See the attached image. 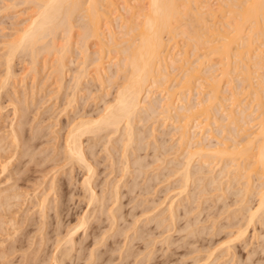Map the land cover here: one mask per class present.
<instances>
[{
    "label": "bare ground",
    "instance_id": "obj_1",
    "mask_svg": "<svg viewBox=\"0 0 264 264\" xmlns=\"http://www.w3.org/2000/svg\"><path fill=\"white\" fill-rule=\"evenodd\" d=\"M31 1L37 7L36 14H35L36 16H34L27 23V25L23 27V29L20 31V33L15 36V39L12 38L13 40L10 39L11 41L9 40V42H7L8 41L7 40L6 41L7 43H4L7 45V46H5V49L8 48V51L5 50V51H7L5 57L2 58V60H4V58H5V60H4L5 61L4 62L5 67L4 68H5V72H6V75H5L6 77L3 74L5 79H4V77L3 78L0 77L1 80L7 79L9 81L12 78V76L14 75V74H12V70H14L13 71L14 73L16 72L15 69H12L13 67H11V65H12L11 62H13L12 61L13 56L14 55L17 56V54H16L17 52L19 54V57H21L20 59H22V57L24 58L25 56L28 57V59H29L27 62L28 66H26V67H29L33 71V73L36 72L34 75H36L38 73L37 69L39 68L38 66H37L38 68L36 67V63L39 60L40 55H43L42 58H45L44 61H46L48 63V66L50 67L49 76L52 78L51 80L54 81V82L53 81L52 82L54 84L55 83L58 84V86L56 87L59 89L58 92H57V89H54V92H55V90L57 92V93H55L56 96L59 94L61 89L64 88L65 91L68 90L64 94L65 97L62 98V99H64V101L61 100L62 104H63V106L61 105V107H62V109H61L62 111L60 110L61 113H63L64 110L67 113L66 110L69 107L70 110L73 108L74 112H77L76 115L83 111V110H80L81 112H79V109L76 111V109L78 108L77 106H80L78 103V100H77V98L79 97V96H77V91H79V90L82 91V89H80V87L84 83L83 81H85V79H87L89 74H91L89 76L91 79L90 78L89 79L97 83L96 86H98V88H96V90L102 89L101 91H103L104 88H108V87L113 88L112 92L108 89H107V91H106V89H104L105 91L103 93L98 90L100 92V94L102 93L104 95L100 96L101 97L100 100L102 102V105L100 108L98 107V110H96L97 111L96 113L94 112L95 113L94 115H92V112H91L93 109L91 111H89L90 114L86 111L88 114L82 113L80 115L78 114L77 116H75L74 115L75 113L73 112L74 114L70 115V116H73V118L71 120L69 118V121H66L67 119L65 120L66 123L67 122L68 123L65 126L66 130H65L64 134H62L61 135L62 137L60 138V139H62V140H60V141H62V143H61V145H59L61 151L60 152L58 151V156L61 155L60 159L62 162H60L61 164L59 163L60 164L59 167L65 168V166H66L65 169H67V167H70V169H68V173H70V176L73 174L72 171L74 169L76 171V168H77V172L79 171L78 168L79 169L81 168L80 171L82 169L85 170L84 174H86V173L87 174L84 175V178L82 176L81 182H78V183L82 184V187H83L82 190L85 191L86 197H88L86 201H88V204H90V207H91V203L94 206L97 204V203L95 204V202H97V201L100 202L101 200H99L98 192L96 191V193H97L96 194L94 191L95 187L93 189L94 185H92V182L94 180H91L93 178L92 176L94 175L93 173H95V171L97 170V169L96 170L94 169L96 164L94 167L92 164L93 161L95 162V158H94V160H92V162H91V159H92V157H95L94 156V154H95L94 153V149H95L94 146H96L97 144L96 145H94V144L97 143L96 141L98 138L96 139L94 144L92 142L88 143V142H90L89 139H91L92 137L96 138L98 136L100 139V135L102 132L105 133L104 135H107L106 133H109V135H112L114 137V136H116V133L120 131L122 136L120 134L121 137L119 139L118 138L119 136L117 133V136H118L117 138L119 140L116 138L117 142H114L117 144L121 143V144H118L119 145L118 146L119 147L118 152H119V157L121 159V161L119 163L122 164V162H123L124 166H122L123 168L119 169V173L121 170V172L123 174H119V175L126 174L128 172L129 167L133 166V165L135 166V169H136L135 170L133 168V171L135 170L134 174H135V172L138 171L139 173H137V174H139V175L143 174L144 175V173H142L144 171V168L148 165L150 167V164L148 163V165H147L148 161L146 162V164H144V162L142 160L144 156L141 159V157H140L141 155L139 156V153H138V155L136 154L135 157L133 154L136 153L135 149L138 152L141 150L140 149L141 148V145H140L141 141H139V140H141L142 138L143 139L146 138L145 137L146 135H144L145 138L142 137L143 134H145L146 132H143V128H142V131L140 130L141 131V133H140L139 129L137 128L139 133L137 132V130H136V132L138 134L135 133L134 132V129L136 128L135 123L139 122L138 124L140 125V123L143 120L144 121H146L148 119L151 120V118L156 120V119H158V117H161V119L163 121L165 120L164 123L167 122L166 119L172 120L175 122L176 121L180 122V124L178 126L179 132L177 130V132L179 134L177 136H179L178 139L180 141L178 143H179L180 147L181 146L183 147V145H185L184 146L185 148L187 147L186 148L187 150L185 149V152L184 151L182 152V150L179 151V152H181V154L184 153V155L182 154L181 157L179 155V157L181 158L180 161L178 158H177L178 160H175L176 164L173 163L175 168L173 169L172 168L173 166H171L172 170L169 169V170H171V172H173V170H174L175 172H177V174L180 175V178H178V179H181V183L179 182L180 186L177 185L178 191H176V192H178V194L179 193L181 194L182 191L184 192V190H186V188H188V182L193 175L195 176V174L199 173V172H201V175L203 174L201 165L205 164V165H208L207 167H209L210 165H212L210 163H213V162L215 163V161H216V163H218V161L222 162L225 159L224 160L225 163H224L223 167L221 166V169H220L218 175L216 176L217 178L214 176L212 177V175H211L212 172L209 171L210 172L209 175H211L210 177H212V178H209L210 181L211 182L217 181L218 187L220 190V188L223 187L222 184L224 182L223 180H221V178L224 176L225 180L228 182L233 177L232 174H235L234 176H238V178H242V179L245 178L244 183L241 182L242 186L240 188H243V193L245 192V194H249V192L251 191L252 181H253V180L252 181L250 180V178H252L250 173H252L253 175L255 174L257 176V179L259 180L258 185H256L257 186L256 188H258V190H256V195H257L256 206H254V207L251 206L252 208H248L246 210L245 214L242 213L243 214L242 216H244L247 219V220L245 219L246 224H249L252 221H255V219H257V220L260 218L262 219V216H264V50H263L264 48L261 46L264 45V0H220V1L217 0L221 3L217 4L219 2L215 1V3L218 5V9L216 7V10L213 7H212L213 9L211 8L212 5L210 6L209 0H31ZM224 8L226 9V11L223 10ZM217 10L218 11L223 10L221 16H219V17L216 14L218 12ZM221 11L219 13H221ZM177 39H180L179 41L182 40L181 43L179 42L180 44H178ZM256 41L258 42V44H261L260 47L258 46V50H257V48H255V47H257L256 46L257 44L255 45ZM252 45H255L254 48L257 51H255V49L252 48L253 47ZM190 47L193 50H195V52H197L196 50H198V52L199 51L201 52V53L197 52L198 53L197 54L195 52H192V50H191L190 56L196 57L195 59L193 57V59H194L193 61H190L192 58L191 57L188 58V55H187L189 53L188 49ZM90 48H96V50L94 49V51L91 50L94 53L93 57H95V59L94 58L91 59V56L93 53L90 52V50H89ZM260 48L263 50V53L261 52L262 50ZM189 51H190V49H189ZM20 53L22 56H20ZM193 53L195 55H193ZM73 54H76L77 56L73 55ZM110 54L111 55L113 54V55L111 56ZM0 57H1V55H0ZM16 58L17 57H15V59ZM17 59H19V58H17ZM70 60H73V61H70ZM214 60H215V62H214ZM26 61H27V59L25 61L23 60V62H26ZM87 61L92 62L94 64L91 63V65L89 64V66H88ZM72 62H74V63H72ZM104 62L106 64H104ZM47 63H44V64H47ZM68 63L72 64L73 66L77 65V67H76L77 69L73 68V66L70 67L71 65L69 66ZM1 65H4V64H1ZM92 66H93V73H90V72H88L89 71L88 68L90 69V68H92ZM67 67H68V69H67ZM69 68H72L71 69L72 75L69 74L70 73L68 71ZM31 70H30V72H32ZM231 73H234V74H231ZM26 74H28V72ZM66 74H68V77H69V75L71 76V77H69L71 80L70 82H69V79H65L67 77ZM16 75H18V74H16ZM16 75H14V77ZM230 75L231 76L235 75V76L232 78ZM23 78H24V76H23ZM46 78H48V77H46ZM223 78L227 79L225 81V84H224L226 86H223V88L225 87V89H227L226 91H230V89L232 90L229 92V96L227 95V98L223 97L221 95V93L223 91L221 89L222 88L221 82H223ZM117 79H119L120 81L118 82ZM233 79L235 81L237 80L238 85H240V86H238L240 91H237L238 89H236L237 84L234 85V86H236V88H233L239 94H237L232 89L231 82ZM65 80H68L67 85L65 84V82H66ZM92 81H90V82H92ZM68 83H70V84H68ZM233 83H234V81H233ZM87 84H89V83H87ZM95 84H94V86H95ZM229 84L231 86L230 89H229ZM0 85H1V83H0ZM2 86H3V84H2ZM4 88H5V86H4ZM8 90H10V89H8ZM63 90H61V91H63ZM246 90H247L248 96L252 95L254 100L256 99L255 100L256 105L254 104L255 106H253V103H252L253 99L251 100L252 105H250L251 103L248 105L249 101H248V103H247V101L245 103L244 102L245 100H243L244 97L242 99H239L242 96V93H243L242 91L246 92ZM2 91H5V90H2ZM108 91H110V92H108ZM6 92L7 91H5V93ZM248 92L250 93V95ZM52 94H54V93H52ZM50 95H51V92H50ZM80 95H82V94H80ZM223 95H225V94H223ZM237 95H241V96L237 97ZM85 96L83 98L87 99L89 95H87V97H85ZM109 96H111V97L109 98ZM194 96H195V98H194ZM52 97L56 98L55 96H52ZM50 98H51V96H50ZM13 100H14V97H13ZM83 100H85V99H83ZM100 100H99V102H100ZM223 100H229V102H228L229 106L224 105ZM249 100H250V97H249ZM79 101H80V99H79ZM16 102H19V101L17 100ZM77 103H78V105H77ZM100 103H99V105H100ZM95 104H96V102H95ZM23 106H24V104H23ZM226 106H228V107H226ZM25 107H23V108H25ZM82 108H84V107H82ZM60 111L58 113H60ZM26 112H29V111L27 110ZM218 112L220 113L219 117H221L220 122H222L223 120L225 121L224 124H222L223 122L221 124H219L220 122H218V124L220 126V128L217 127V128H219L218 130H220V132H223V133L225 132L224 131L225 128L229 129L230 132L232 131L231 134H230V132L228 134V136H230L231 140L234 142L232 145L230 144L231 145L230 149H228L230 147V145H227L226 140H225L226 136H223L225 138L221 137V140H224V141H221L220 139H217V137L216 138L214 137L216 139L215 143H209V142L204 143V141H208L209 137L211 138V136H209L211 133L210 130L212 129L210 118L212 116H215V118H216L217 114H214V113H218ZM66 113H65V115H66ZM199 117H201V119ZM25 118H27V117H25ZM215 118H213L214 121H213L212 125L215 124V126H217L218 125L217 124L218 118L217 119H215ZM153 121L151 120V122H153ZM26 122H27V120H26ZM156 122H157V120H156ZM156 122L154 121L153 123H156ZM159 122H161V124H162V121H158V123ZM175 122H173L174 125H175ZM178 122H176V124ZM17 124H19V123H17ZM143 124H144V122H143ZM208 124L210 126H208ZM139 125H138V127H139ZM154 126H155V124H154ZM254 126H255V128H254ZM24 127H26V126L24 125ZM142 127H144V126H142ZM147 127H148V125H147ZM152 127H153V125H152ZM213 128L215 129V127H213ZM251 128H253L254 130H252ZM171 129H173V128H171ZM196 129H198V132L200 131L202 133L201 135H204V137H201L199 134L200 132H199L197 135L198 137H196L197 138L196 139L194 137V135H196V133H197ZM205 129L208 130V132H206ZM21 130H22V125L20 126V131H19V129L18 130H15L14 128L12 129V133H13L15 143L16 142L20 143V141H21V140H19L20 139L19 137H21V135H23V133H22L23 131H21ZM146 130H147V132H149L148 128H146ZM152 130H151V132H152ZM36 131L34 129L35 133H36ZM40 131L41 130H39V132ZM153 131H155V130H153ZM142 132H143V134H142ZM223 133L221 134V136L224 135ZM41 134L43 135L44 133L42 132ZM139 134H141V135H139ZM37 135H38V133H37ZM37 135H35V136H37ZM102 135H101V138H102ZM138 135L140 137H138ZM149 135H150V133H149ZM149 135H147V137ZM35 136H33V137H35ZM238 136H239V139L235 138ZM59 137H60V135H59ZM104 137L107 138L108 136L107 137L104 136ZM156 137L157 136L155 134L154 138H156ZM105 138L103 139L105 142L106 141L108 142V139H110V138H108L105 140ZM3 139H4L3 137H0V142H2ZM26 139H27V136H26ZM113 139H115V138H113ZM113 139H111V140H113ZM159 139H162V136ZM155 140H158V139H155ZM165 141H163V142H165ZM107 142L104 144L108 145ZM110 142H112V141H110ZM23 143L27 145L28 142H27V140H23ZM229 143L230 142H228V144ZM1 144L2 143H0V146H1ZM144 144H147V143H144ZM148 144H150V143L148 142ZM181 144H183V145H181ZM106 145H105V147H106ZM147 145H145V146H147ZM152 145H154V144H152ZM155 145H156V142H155ZM157 145H159V144H157ZM163 145H162V147H163ZM14 146L17 147L16 144ZM33 146L34 145H32V147ZM115 146H117V145H115ZM28 147L29 146L27 145V147L24 148V151L19 148L21 151H23V153H21V154H23L22 156L27 155L26 151L31 153L29 151L30 149L33 152V148L30 146L28 149ZM137 147H140V148H137ZM153 147H152V149H153ZM155 147H157V146H155ZM158 147H160V146H158ZM162 147L160 149H163ZM157 148H155V149L157 150ZM169 148L167 149L169 151L168 154L173 153L171 151V149L169 150ZM164 149L166 151L165 146H164ZM0 150H2V149H0ZM113 150H115V149H113ZM156 150H155V152H156ZM160 151H164V150H160ZM160 151H158V152H160ZM6 152L7 151L5 150V155L7 154ZM18 152H20V151H18ZM97 152H98V150H96V153ZM108 152H109V150H108ZM116 152H115V154H118V152L117 153ZM176 152H177V150H176ZM176 152H174V153H176ZM129 153H130V156H129ZM9 154L12 157L14 156L12 154V152H10V151H9ZM108 154H109V156H110V154H111V156L113 155V159H115L114 158V155H115L114 152H113V154H112V152L108 153ZM131 154H132V157H131ZM165 154L166 153H164L163 155H165ZM158 155H160V154H158ZM163 155H162V157H163ZM156 156H154V157H156ZM174 156H178V155H174ZM34 157H36V156H34ZM130 157H131V160H130ZM148 157H151V156H148ZM159 157H161V155ZM195 157L197 158V162H199L200 164L202 163L201 165L199 163H198L199 164L198 166L192 165L193 163L194 164L196 163L194 161ZM22 158H24V157H22ZM145 158H146V154H145ZM60 159L58 158V160H60ZM155 159L152 158L151 161H149L151 163V167L154 166L157 162L159 164V160L161 158L156 159L157 162L154 164L153 161H156ZM173 159H174V157H173ZM9 160H10V158L7 159V161H9ZM31 160H32V158H31ZM31 160L28 162L31 163ZM145 160H147V159H145ZM170 161H172V160H170ZM170 161H169V163H170ZM176 161H178V162H176ZM36 162L37 161H35L34 163H36ZM161 162H163V161H161ZM161 162H160V164H161ZM24 163L27 164L26 162H24ZM40 163H41V161H40ZM5 164H6V162H5ZM152 164H154V165H152ZM170 164H172V162ZM7 165H8V163H7ZM7 165H4L3 167L5 168ZM67 165H69V166H67ZM25 166H24L25 169L29 168V166H28V168H27V165H25ZM167 166L164 165V168ZM169 167H170V165H169ZM17 168H18V166H17ZM142 168H143V171H142ZM210 168L212 169L211 166H210ZM25 169H22V171H25ZM211 169H209V170H211ZM248 169H252V171H250ZM14 170H15V172H17L16 170H18V169H14ZM242 170H244V171H242ZM22 171L20 170L19 173H22ZM63 171L65 172L66 170L63 169ZM162 171H164V169ZM240 171H242L244 173L241 175ZM248 171H249V173H247ZM10 172H12V171H10ZM13 172H12V174H15V172L14 173ZM129 173H131V172H129ZM167 173H170V172H167ZM206 174H208V173L206 172ZM10 175H11V173H10ZM16 175H17V173H16ZM18 175L20 176V174H18ZM171 175H170V178L172 177ZM124 176H126V175H124ZM133 177H135V176H133ZM167 177H168V174H167ZM199 177H201V176H199ZM8 178L12 179L10 177H8ZM126 178H129V177H126ZM198 178L196 177L194 179H196L198 181ZM218 178H219V180H218ZM15 179H16V177H15ZM72 179L70 178V180H72ZM124 179L122 181L125 182ZM161 179H163V178L161 177ZM115 180L117 181V183H115ZM130 180H129V182L131 183L133 180L132 181H130ZM136 180L137 179L135 178V181H133V182H136ZM201 180L202 179H199V181H201ZM6 181L8 182V180H6ZM11 181H13V180H11ZM75 181H76V179H75ZM78 181H80V180H78ZM113 181L115 183L113 185L114 190L112 191L108 187V189L110 190V191L109 190L108 191L111 194L109 193L110 195H108L107 199L110 196L111 202L110 201H109L110 203L107 202V205H109V206H107L108 207L107 210H106V208H104L106 216L100 212L98 214H101L102 216H104V218L107 217L105 219H109L110 225L111 226L113 225V227H115L114 223L120 217L119 213L121 212V209H122L120 207L121 201L119 202V200L121 199V197H120L121 191L119 190V183H121V182L118 183V181H120L119 178H118V180L113 179ZM210 181H208V182H210ZM129 182H127V183H129ZM194 182H196V181H194ZM137 183L136 184L134 183L132 185L136 186ZM197 183H199V182H197ZM8 185H10V183ZM58 185L59 184H57V186ZM108 185H110V183ZM127 185H130V184H126V186ZM168 185H167V187H168ZM175 185H176V183H175ZM175 185H171V186L174 187ZM13 186L14 185L12 184L11 187L14 189ZM68 186H69V184H68ZM135 186H133L132 188L134 189ZM233 186H235V185H233ZM169 187H168V190H170L172 188V187L171 188H169ZM178 187H180L181 189L179 190ZM203 187H205V185ZM128 188H130V187H128ZM136 188H138V187L136 186ZM13 189H11V190H13ZM227 189H224V190H227ZM54 190H56V189H54ZM103 190L101 192H103ZM144 190L146 191L147 189H144ZM144 190H143V192H141V191H139V192L145 193ZM150 190H151V188H150ZM3 191H5V190H3ZM6 191H8V190H6ZM133 191L131 192V189H130V193L136 194L138 192L137 191L135 193V190H133ZM127 192H128V190H127ZM87 193H88V195H87ZM141 193H139V194H141ZM148 193L149 192H147L146 194L148 195ZM243 193H241V194H243ZM3 194H5V192H3ZM6 194H7V192H6ZM6 194H5V196H6ZM46 194H48V193H46ZM56 194H53V195H55V197H57ZM71 194H72V192L69 194L70 197H68V199L72 197ZM121 194H123V193H121ZM178 194H176V195H178ZM239 194H240V191H239ZM13 195H11V196L9 195V196L12 197L13 200L14 199L16 200L19 194L16 195V198L13 197ZM81 195H82V193H81ZM123 195L125 196V194H123ZM84 196H85V194H84ZM102 196L103 195L101 194L100 199H102V201H104ZM124 196H122V197H124ZM166 197H168V196H166ZM57 198H58L57 200H59V197H57ZM141 198H143V197H141ZM192 198H193V196H192ZM9 199H8V201H9ZM176 199H178V198H176ZM130 200H131V198H130ZM5 201H4V203H5ZM8 201H6L5 204H7ZM12 201H11V203H12ZM39 201H40L39 205L42 209V215H44L43 212L45 211V208L48 209V206H47L48 203L52 202V205L54 203H55V205H57L56 199H55V202L54 201L47 202V196L46 195L42 198V200L40 199ZM90 201H91V203H89ZM144 201H142V203ZM242 201H243V198H242L241 202ZM138 202H140L139 199H138ZM160 202H162V201H160ZM4 203H3V205H4ZM11 203H9L10 206L12 205ZM153 203H154V201H153ZM173 203H175V202H173ZM173 203L170 202L171 205ZM181 203H183V202H181ZM181 203H180V205H181ZM9 204L5 206L6 208L9 207L8 209H10L12 207V206L10 207ZM13 204L15 205V202ZM58 204H60V203H58ZM62 204H61V207H62ZM104 204H105V201H104ZM104 204L102 203L103 207H104ZM110 204H112V205L110 206ZM122 204H123V201H122ZM135 204L133 207L131 205V207H130L131 210L132 209L134 210V208L136 206ZM155 204L158 205V203H154V205ZM170 204L168 203V205H170ZM239 204H241V203H239ZM55 205H53L54 211H56ZM152 205L149 208L153 209L154 205L153 206ZM171 205L168 207L167 210L168 211L170 210L169 211L171 213L170 219H171V221H173L174 219H173L172 215H174V211L177 210V208L172 205L173 207L176 208V209H174ZM50 206H49V210L52 208V207L50 208ZM13 207H12V209H14ZM100 207H101V205H100ZM124 207H127V206H124ZM138 207H139V205H138ZM141 207H142V205H141ZM17 208H19V205L17 206ZM57 208H60V207H57ZM92 208H94V207H92ZM92 208H90V209H92ZM95 208H94V211H95ZM119 208H121V209H119ZM242 208H244V207H242ZM90 209L88 212H92V211H90ZM99 209H100L99 211L103 212V210H102L103 208L102 209L99 208ZM146 209L144 211H146ZM152 209L150 211H152ZM66 210H68V209H66ZM127 210H128V208H127ZM189 210H190V208H189ZM62 211H65V210L62 209ZM96 212H98V211H96ZM139 212H140V210H139ZM148 212H149V210H148ZM13 213H15V212H13ZM58 213H56V214H58ZM144 213L141 212L140 214L138 213V215L142 216L141 214H144ZM149 213H151V212H149ZM149 213H145V214L148 216ZM183 213H185V212H183ZM6 214H7V212H6ZM53 214L54 213H52V215ZM86 214L87 213L81 214L78 217L79 220H78V218L76 219L78 222L76 221L77 223L75 222L76 223V224L74 223L75 225L72 223L73 226L71 225L72 226L71 228L67 227L69 229L66 231L65 234H63L62 237H57V240L55 241V242H57V243H55V246H56L55 250L57 249L58 252H56V254H55L54 253L55 251H53L54 254L51 252L52 255L50 256V254H49V256H48V257H50V258H48V260H50V262L53 261L52 264H64L62 262L64 261V257L66 255H69V256H66L67 258L68 257H69V259L72 258L71 257L72 251H70V250L72 248H74L73 242L76 243V241L73 239L74 238L73 235H74V232H77V229H80V227H82L84 225V223H86L85 222V219L87 218ZM92 214H94V212H92ZM128 214H129L128 215V217H129L130 213H128ZM5 215L3 217H6ZM8 215H10L9 212H8ZM54 215H53V218H54ZM58 215H56V216H58ZM89 215H90V213H89ZM101 215H98V217ZM122 215H123V213H122ZM45 217H47V215ZM60 217H62V216H60ZM93 217H94V215L92 216V218ZM98 217H97V221H98V219L99 220L102 219L101 221H103V218H98ZM136 217H138V216L136 215ZM150 217H152V216L150 215ZM244 217H242V218L244 219ZM88 218L90 220L91 216ZM95 218H96V216H95ZM95 218H94V220H96ZM134 218H135V216H134ZM45 219L46 218H44V220ZM135 219H137V218H135ZM10 220H11V218L9 219V221ZM134 220H132V221L134 222ZM148 220H149V218H148ZM61 221H62V219H61ZM86 221H88V219H86ZM10 222H12V220ZM13 222H14V219H13ZM47 222H48V220H47ZM98 222H100V221H98ZM133 222H132V224H133ZM242 222H243L242 224H244V221H242ZM51 223H52V221H51ZM6 224L8 225V223H6ZM10 224L11 223H9V225ZM132 224L130 223V225H132ZM242 224H240V226ZM252 224H254V223H252ZM7 225H5L6 229L8 227ZM172 225H173V223H172ZM61 226H64V225L61 224ZM92 226H93V224H92ZM111 226H108V227L111 229V228H113ZM191 226H192V224H191ZM245 226L246 225H244V228H246ZM136 227H138V226H136ZM11 228H15V227H12V224H11ZM59 228H60V225H59ZM105 228H107V227H105ZM15 229H14V231L16 232ZM104 229H103V231H104ZM54 230H56V229H54ZM99 230H100V228H99ZM8 231H9V229H8ZM238 231H239V234L237 233L238 237H239V235L241 237L242 234L244 235V233H245L243 230H242L243 233L239 229H238ZM240 231L242 234L240 233ZM3 232H5V231H3ZM7 232H6V234H8ZM93 232H94V230H93ZM102 232L100 234H102ZM12 233H13V231H12ZM12 233L10 231L9 234H12ZM16 235H18V234H16ZM87 235L88 234H86V236ZM102 235H100V236H102ZM114 235L115 234H113V237H114ZM92 236H94V235H92ZM95 236H97L98 239L100 240L101 237H99V235L95 234ZM167 237L168 236H166V239H167ZM16 239H17V237H16ZM18 239L20 240L21 238L18 237ZM102 239H101V242H102ZM105 239H106V237H105ZM12 240H14V239H12ZM99 240L96 241V243L97 242L99 243L100 242ZM18 242H20V241H18ZM26 242H24V243L26 244ZM122 242H123V240H122ZM77 243H78V241H77ZM123 244H121V245H123ZM22 245H23V243H22ZM5 246H3L4 249L3 248L0 249V260L6 258L7 255L9 254V252L7 250H5ZM19 246H17L18 250L20 248ZM57 246L59 249L57 248ZM74 246H75V244H74ZM76 246H78V244ZM117 246H119V245H117ZM15 247H16V245L13 248L11 247L12 248L11 250H13L12 253H14ZM93 247H94V245H93ZM120 247L121 246H119L117 248H120ZM145 247H146V249L148 248L147 246H145ZM232 248H233V246L231 247V249ZM77 249H80V248H77ZM107 249H109V248H107ZM97 250H98V247L96 249V253H97ZM111 250H113V249L111 248ZM226 250H227V248H226ZM226 250H224V251H226ZM228 250H229V248H228ZM119 251H120V249H119ZM93 252H94V254H96L95 251H93ZM21 253H23V252H21ZM135 253H137V252H135ZM109 254H112V253H109ZM93 255L91 254V256H93ZM148 255H150V254L148 253ZM99 256H101V254H99ZM122 256H125V254ZM9 257L11 258L13 256H9ZM9 257L6 258V261L12 262ZM66 257H65V260L67 259ZM109 257H111V256H109ZM133 257H131V258H133ZM135 257L137 258V256H135ZM95 258H97V255H95ZM99 259H100V257H99ZM107 259H109L108 256H107ZM125 259H127V258L125 257ZM45 260L48 261L47 259H45ZM91 260H93V259H91ZM10 262H7V263L9 264ZM69 262H68V264H69ZM203 262L204 261H202V260L201 261L198 260V261H194L193 264H204ZM14 263H15V261H14ZM65 263H66V261H65ZM12 264H13V262H12ZM26 264H27V261H26ZM48 264H49V262H48ZM71 264H75V262H73V263L71 262ZM92 264H93V262H92Z\"/></svg>",
    "mask_w": 264,
    "mask_h": 264
},
{
    "label": "rangeland",
    "instance_id": "obj_2",
    "mask_svg": "<svg viewBox=\"0 0 264 264\" xmlns=\"http://www.w3.org/2000/svg\"><path fill=\"white\" fill-rule=\"evenodd\" d=\"M215 1H217V0H209L210 6L212 5L211 8L213 7L216 10V7L218 9V5L217 4H220L221 2H219L220 1L219 0V1H217L219 3L216 4ZM36 10H37V7H36V5L31 0H0V55H1V57H0L1 58L0 59V77L1 78H3L6 75L5 68H4L5 67V63H4L5 62L4 61L5 58H4V60H2V58L5 57V55H6L7 51H8V48L5 49V46H7V45L4 44V43L9 42V40L12 39V38L15 39V36L20 33V31L23 29V27L26 26L27 23L34 16H36L35 15L36 14ZM223 10L226 11L225 8ZM220 11L221 10H219L216 13L218 15V17L221 16V14H222V11H221V13H219ZM177 40H178V44H180L181 41H182V40L179 41L180 39H177ZM255 45L257 47H255ZM255 45H252L253 46L252 48L255 47V48H257V50H258V46L259 47L261 46V44H258L257 41H256ZM261 47L264 48V45L261 46ZM94 49L96 50V48H90L89 50H90L91 53H93L92 51H94ZM189 49H190V51H189ZM189 49H188V52L189 53L187 52L188 53L187 55H188V58H190V57L192 58L190 61H193L196 57L190 56V53H191V50H192V52H195V50H193L191 47ZM5 50H7V51H5ZM257 50L255 49V51H257ZM263 50L261 51L262 53H263ZM196 51L198 52V50H196ZM197 52H195V53H197ZM198 53H201V52L199 51ZM16 54H17V56L16 55L13 56V59H12L13 62H11L12 63L11 67H13L12 69H15V71H16L15 73L18 74V75H16L13 72L14 70H12V74L16 75L15 76L16 78L14 77V75L12 76V78L14 77L15 79L14 78L13 79L11 78L8 81L7 79L4 80L6 76L2 80L0 78V83H1V85H0V88H1L0 89V137H3L4 138L3 141L0 142V143H2L1 146H0V149H2V150H0V153H1L0 154V163H1L0 164V166H1L0 167V194H1L0 195V199H1L0 200V205H1L0 206V237H1L0 238V243H1L0 244V249L3 248V246L6 245L5 246V250H7L9 252V254L7 255V257L13 256L11 258L9 257L10 260L13 262V264H26V261H27V264H46V263L48 264V262H49V264H52L53 261L50 262V260H48V258H50V257H48V256H49V254L51 256L52 253H53V251H55L54 252L55 254H56V252H58L57 249H56L57 251L55 250V248H56L55 243H57L55 241L57 240V237H62L63 234H65L66 231L69 229L67 227H70L71 228L73 226L72 223L74 224L77 221L76 219L81 214H83V213H87L86 214V216H87L86 219H88V221H86V219H85V222L86 223L83 222L84 225L83 226L81 225L82 227H80V229H77V232H74V235H73L74 238L73 239L76 241V243L73 242L75 244V246L73 244V247L74 248H72L70 250V251H72L71 252V257L72 258L69 259V257L68 258L66 257V256H69V255H66L65 257L67 259L65 260V257H64V261L62 262L64 264H68L69 261H70L69 264H71V262L72 263L75 262V264H92V262H93V264L95 262H96L95 264H193L194 261H198V260L199 261H201V260L204 261L203 262L204 264H264V219H263L264 216H262V219L261 218L258 219V220L255 219V221H252L249 224H246L245 223L246 222L245 221L246 218L244 216H242L243 215L242 213L245 214L246 213V210L248 208H252V207L256 206V200H257L256 190H258V188H256L257 187L256 185H258V183H259V180L257 179V176L255 174L253 175L252 173H250V175H251L252 178H250V177L249 178H250L251 181L252 180L253 181H252L251 191L249 192V194H245V192L243 193V188H240L242 186V183H244V181H245L244 179L245 178H243V179L242 178H238V176H234L235 174H232L233 177L228 182L225 180V178L223 176L221 178V180L224 181V182L222 181L223 182V184H222L223 187L220 188V190H219L218 182L216 180H215L216 182H211L209 178H212L213 176L216 177L218 175V173H219V171L221 169V166L223 167V165L225 163V161H224L225 159L222 162H219L218 161V163H216V161H215V163L214 162L213 163H210V164H212V165H210L212 167V169L214 168L212 170L210 168V166L207 167L208 165H205V164L204 165H201L202 163L200 164L199 162H197V158L195 157L194 161L196 163L195 164L193 163L192 165H197L198 166L200 164L202 166V173L203 174L201 175V172L196 173L195 176L192 174L193 176L190 178V180L188 182V188H186V190H184V192L182 191L183 193L182 192H181V194L179 193L180 194L179 195L178 192H176V191H178L177 185L180 186L179 182L181 183V179H178V178H180V175L177 174V172H175L174 170H173L174 173L171 172V170H172L171 169V166H173L172 167L173 169L175 168V166L173 164V163H175V160H178L179 159V161H180L181 160L180 157L182 156V154L184 155V153L181 154V152H179V151L182 150V152L183 151L185 152V149L187 147L185 148L184 147L185 145H183V144H181V145H183V147L182 146L181 147L179 146V143L178 142H180V141L178 139L179 136H177V135H179L178 134V132H179L178 126H179L180 122H178V121H176V122H178L176 124L175 121L166 119L167 122L164 123L165 120L163 121L161 119V117H158V119H156L157 122H156V120H154L153 118H151V120L152 121L154 120L156 123H153L154 121L151 122L150 119H148L149 121L146 120L147 122L143 120L140 123V125L138 124L139 122L135 123V126H136V128L134 129V132L135 133H137V132L139 133L140 130L142 131V128H143V132H146L145 134H143V132H142V134H143L142 137H144V135H146L145 136L146 138L144 137L145 139L142 138L141 140H139V141H141L140 142L141 143L140 144L141 145V148L140 147H137V148H140L141 150L142 149L143 150L142 151L140 150L141 152L140 151L138 152L135 149L136 153L135 154L132 153L134 155V157H135L136 154L138 155V153H139V156L141 155L140 156L141 159L144 156L143 159H142L143 162H144V164H146L147 161H148L147 162V165H148V163L150 164V167H149V165L146 166L144 168V171H143V168H142V171H143L142 173H144V175L143 174H141V175L137 174V173H139L138 171L135 172V174H134V171L136 170L134 165L129 167L128 172L126 174H124L126 176L119 175V174H123L121 172V170H120V173H119V169L123 168L122 166H124L123 162H122V164L119 163L121 161V159L119 157V152H118L119 151V149H118L119 148L118 147L119 145L118 144H121V143H118L117 144V143H114V142H117V139L118 138L120 139V137L122 136V134L120 133V131L117 132L119 137L117 136V133H116V136L113 137L112 135H109V133H106L107 135H104L105 133L102 132L101 135L103 134L104 136H106V137L108 136V137L105 138L102 135V138H101V135L99 134L100 135V139H99V136L96 137V138L95 137L94 138L92 137L91 139H89L90 142H88V143H91L92 142L94 144V142L98 138L97 141H96L97 143L94 144V145L97 144L96 146H94V148H95L94 149V153L96 155L94 154L95 157H92V159H91V162H92V160H94V158H95V162L96 163L93 161L92 164H93V167L96 164V166L94 167V169L95 170L97 169V170L95 171V173H93L94 175L92 176L93 178L91 180H94L93 182L95 184L92 182V185H94L93 186V189L95 187V190L94 191H95V193H96V191L98 192L99 200H101L100 201L101 203L98 202V201L95 202V204L96 203L97 204L94 205V206H93V204L90 201L89 202V203H91V207H90V204H88V201H86L88 197H86L85 191L82 190L83 189L82 184L81 183H78V182H81L82 176L84 178V175L87 174V173L84 174L85 173V170L82 169L80 171L81 168L80 169L78 168L79 171L77 172V168H76V171L74 169L72 171L73 174L71 173L72 175L70 176V173H68V169H70V167H67V169H65L66 166H65V168L62 167L64 170H66L65 172L63 171V169L61 167H59V165L61 164L60 162H62L61 159H60L61 158V155H60L61 153L59 154L60 156H58V151L59 152L61 151L59 145H61V143H62V141H60L62 139H60V138L62 137L61 135L64 134V132L66 130L65 126L68 123V122L66 123V121H69V118H70V120L73 118V116H70V115H72V114L75 113L74 115L77 116L78 114L79 115L82 114V113L83 114L84 113L86 114L87 112L90 114L89 111H91L92 109L93 110L91 112H92V115H94L97 112L96 110H98V107L100 108L101 105H102V102L100 100L101 99L100 96L101 95H104V94H102L105 91L104 89H106V91L108 89V90H110L112 92V89L113 88H109V87L108 88H104L103 91H101L102 89L101 90H99V89L96 90V88H98V86H96L97 83L94 82V81H92V80H90L91 78L89 76L91 74H89L88 77H87V79H85V81H83L84 83L81 85L82 88L80 87V89H82V91H80V90H79L80 92L77 91V96H79L78 98L80 99V101H79L78 98H77V100H78V103H79V105L81 107L80 106H77L78 108L76 107L77 108L76 111L78 109H79V112H81L80 110H83V111L81 113H78L76 115L77 112H74V109L73 108L70 110V108L68 107L67 110H66L67 113L65 112V110L63 111V113H61V111H62L61 110L62 109L61 105L63 106L61 100L64 101V99H62V98L65 97L64 94L68 90L65 91V89L63 88L64 90L63 89H61L63 91L60 90V92L58 94L59 96L58 95L56 96L55 93H57L58 90H59L58 88H56L58 86V84L57 83L54 84L53 83L54 81L51 80L52 78L49 76L50 67L48 66V63L46 61H44L45 58H42L43 55H40L39 60L36 63V67L37 66L39 67V68L37 67L38 68L37 69L38 70L37 71L38 73L36 74L37 75L36 76V75H34L36 72L33 73V71L29 67H26V66H28V63H27L28 60H29L28 57L25 56L24 57L25 59L22 57V59L24 61L27 59L26 62H23V60L20 59L21 57H19L18 52ZM73 55H76V54H73ZM93 55H94V53L92 54L91 59H93V58L95 59V57H93ZM193 55H195V54L193 53ZM20 56H22L21 53H20ZM15 57H17L19 59H17V58L15 59ZM193 57H194V59H193ZM70 61H73V60H70ZM214 62H215V60H214ZM44 63H47V64H44ZM72 63H74V62H72ZM91 63L92 62H88L87 65L88 66H89V64L91 65ZM1 64H4V65H1ZM92 64H94V63H92ZM104 64H106V63L104 62ZM68 65L69 66L71 65L70 67L73 66L70 63H68ZM68 67H67V69H68ZM76 67H77V65L73 66V68H76ZM71 69L72 68H69V70H68L70 72L69 74L72 73V70ZM30 70L32 72H30ZM88 70H89L88 72L93 73V66L90 69L88 68ZM27 72H28V74H26ZM3 74H4V76H3ZM231 74H234V73H231ZM66 75H67V77L65 79H69V82H70L71 80H70L69 77H71V76L69 75V77H68V74H66ZM23 76H24V78H23ZM234 76L235 75H233L231 77L233 78ZM46 77H48V78H46ZM226 80L227 79H224L223 78V82H221V85H222V88L221 89L223 91L225 90L224 92L221 90L222 91L221 95L223 97H226L227 98V95L229 96V92L232 91L230 89V87L232 86V89H233V88H236V86H237V88H236V89H238L237 91H240L239 90V87H238L240 85H238L237 80L235 81L233 79L232 82H231L232 85L230 86V84H229L230 91H226L227 89H225V87L223 88V86H226V85H224ZM65 81H66L65 84L67 85V81L68 80H65ZM90 81H92V82H90ZM117 81L119 82L120 80L117 79ZM233 81H234V83H233ZM86 82L89 83V84H87ZM93 83L94 84L96 83L95 86H94ZM2 84H3V86H2ZM68 84H70V83H68ZM235 84H237V85L234 86ZM4 86H5V88H4ZM8 89H10V90H8ZM54 89H57V92H56V90L54 92ZM2 90H5L7 92L5 93V91H2ZM98 90L101 91L102 93L100 94V92ZM233 90L237 93V91L235 89H233ZM110 91H108V92H110ZM50 92H51V95H50ZM78 92L80 94H82V95H80ZM242 92L244 94L242 93V96L241 95H237V97L241 96L239 99H242L244 97L245 99L243 98V100H245L244 101L245 103H246V101H247V103L249 101L248 105L251 103V100L253 99L252 100V103H253V106H255L256 105L255 104L256 103V101H255L256 99L254 100V98H253L252 95L251 96H248L247 90H246V92L245 91H242ZM52 93H54L55 95L52 94ZM223 94H225V95H223ZM237 94H239V93H237ZM87 95H89L87 99L86 98H83L84 96L87 97ZM249 95H250V93H249ZM50 96H51V98H50ZM52 96H55L56 98H54ZM13 97H14V100H13ZM110 97L111 96H109V98ZM249 97H250V100H249ZM194 98H195V96H194ZM83 99H85V100H83ZM17 100L20 103L19 102H16ZM99 100H100L101 103L99 102ZM95 102H96V104H95ZM98 102L100 103V105H99ZM228 102H229V100H223V104L224 105H228L229 104ZM78 103H77V105H78ZM252 103L250 105H252ZM23 104H24V106H23ZM22 106L23 107L26 106V107L23 108ZM228 106H226V107H228ZM82 107H84V108H82ZM26 109L29 112H26L27 111ZM59 111H60V113H58ZM65 113H66V115H65ZM214 114H217L216 115V118H215V116H212L213 114L211 116L213 118H215V119H217L220 116L219 115L220 114L219 112L218 113H214ZM25 117H27V118H25ZM201 117H199V118L201 119ZM212 117L210 118L211 119L210 122H211V128L212 129L210 130L211 133L209 132L210 135L208 134L209 136H211V138L208 136L209 137L208 141H204V143H206V142L207 143L208 142L209 143H215V141H216L215 138L216 137H217V139H220L221 140V137L226 136V138L225 137H223V138H225L227 145H230V144L232 145L234 142L231 140L230 136H228L230 130L225 128V130H224L225 132L224 133L223 132H220V130H218L220 128L219 124H221L222 122H223L222 124H224L225 121L223 120L222 122H220L221 117H219L217 119L218 120L217 121V124H218V122H220V123L217 126H215V124L212 125L213 124V121H214V119ZM26 120H27V122H26ZM158 121H162V124H161V122L158 123ZM143 122H144L145 125L143 124ZM173 122H175V125L176 126L173 124ZM17 123H19V124H17ZM137 124L139 125V127H138ZM154 124H155V126H154ZM21 125H22V130L21 131H23L22 132L23 135H21V137H19L20 138L19 140H21L22 142L20 141V143L19 142L18 143L17 142L15 143L14 137H13V133H12V129L13 128L15 130H18L19 129V131H20V126ZM24 125L26 127H24ZM141 125L144 126V127H142ZM147 125H148V127H147ZM152 125H153V127H152ZM208 126H210V125L208 124ZM149 127L150 128L152 127V128L150 129ZM213 127H215V129ZM217 127H219V128H217ZM137 128L139 129V131L137 130ZM146 128H148V130L150 129L149 132H147ZM171 128H173V129H171ZM254 128H255V126H254ZM34 129H35V131L38 129L36 131V133L34 132ZM152 129L155 130V131H153ZM251 129L254 130L253 128H251ZM39 130H41L40 132L41 133L43 132L44 134L42 135L39 132ZM136 130H137V132H136ZM151 130H152V132H151ZM177 130H178V132H177ZM196 130H197V133H196V135H194L195 138L198 137L197 135L200 132V131L198 132V129H196ZM141 131H140V133H141ZM206 132H208V130H206ZM231 132H230V134H231ZM37 133H38V135H37ZM149 133H150V135H149ZM222 133L224 135L221 136ZM120 134H121V136H120ZM155 134H156V136L158 138L157 137L154 138L155 137ZM199 134H200L201 137H204V135H201L202 134L201 132ZM35 135H37V136H35ZM59 135H60V137H59ZM139 135H141V134H139ZM139 135H138V137H140ZM147 135H149L151 138L149 136L147 137ZM26 136H27V139H26ZM33 136H35V137H33ZM161 136H162V139H159ZM104 138H105V140L108 139V138H110V139H108V142L106 141L109 146L106 145V144H104V143H106L103 140ZM113 138H115V139H113ZM235 138L239 139V136L238 137H235ZM111 139H113L114 141L111 140ZM155 139H158V140H155ZM23 140H27V142H28L27 145L29 147L30 146L32 147V145H34L32 147L33 148V152L31 151V149L29 150L31 153H29L28 151H26L27 152V155L26 156H22L23 154H21V153H23L24 148L27 147V145L23 143ZM110 141H112V142H110ZM154 141L156 142V145H155V142ZM163 141H165L166 143L163 142ZM221 141H224V140H221ZM148 142L150 144H148ZM228 142H230V143L228 144ZM144 143H147L148 145L147 144H144ZM151 143L154 144V145H152ZM15 144L17 145V147L14 146ZM157 144H159V145H157ZM105 145H106V147H105ZM115 145H117V146H115ZM145 145H147V146H145ZM162 145H163V147H162ZM231 145H230V147L228 149L231 148ZM153 146L154 147L155 146H157V147L160 146V147H158V148L155 147V148H157V150H156ZM164 146H165L167 152L165 151ZM29 147H28V149H29ZM152 147H153V149H152ZM161 147L163 149H160ZM19 148L21 150H23V151H21ZM168 148H169V150L171 149V151L173 153L176 152V150H177V152L174 153V154L173 153L168 154V152H169L167 150ZM113 149H115V150H113ZM5 150L7 151L6 153L8 155L7 154L5 155ZM96 150H98L97 153H96ZM108 150H109V152H108ZM155 150H156V152H155ZM160 150H164V151H160ZM9 151L12 152V154L14 155L13 156L14 158L12 156H10ZM18 151H20V152H18ZM116 151L118 152V154H115ZM158 151H160V152H158ZM107 152L108 153H111L112 152V154L114 152V154L116 155V156L114 155V158L115 159H113V155L111 156V154H110V156H109V154ZM130 153H129V156H130ZM164 153H166V154L163 155ZM132 154H131V157H132ZM145 154H146V158H145ZM158 154H160L161 157H159L160 155H158ZM162 155H163V157H162ZM174 155H178V156H174ZM179 155H180V157H179ZM34 156H36V157H34ZM148 156H151V157H148ZM154 156H156V157H154ZM22 157H24L25 159L22 158ZM30 157L32 158V160H31ZM131 157H130V160H131ZM173 157H174V159H173ZM6 158L7 159L10 158V160L7 161ZM58 158L60 160H58ZM144 158L147 159V160H145ZM152 158L153 159H155V158L156 159H160L161 158L159 160V164H158V162H157L156 159H155L156 161H153L152 160L154 162V164L156 162L157 163L155 165L152 164L154 166L151 167V163L149 161H151ZM30 160H31V163L28 162ZM170 160H172V161H170ZM35 161H37V162L34 163ZM40 161H41V163H40ZM161 161H163L164 163L161 162ZM169 161H170V163L172 162V164H170ZM5 162H6V164H5ZM24 162H26V163L28 162V163L25 164ZM160 162H161V164H160ZM176 162H178V161H176ZM7 163H8V165H7ZM4 165H7V166L4 168L3 167ZM23 165L24 166L27 165V168H28V166H29V168L28 169H25ZM164 165L165 166L168 165L167 167H165L166 169L164 168ZM169 165H170V167H169ZM17 166H18V168H17ZM67 166H69V165H67ZM21 168L22 169H25V171H22ZM133 168L135 169L134 171H133ZM162 168L164 169V171H162L163 170ZM14 169H18V170H16L17 172H15ZM169 169H171V170H169ZM209 169H211V170H209ZM20 170L22 171V173H19ZM248 170L252 171V169H248ZM10 171H12V172L14 171L15 174H12V172H10ZM205 171L208 174H206ZM209 171L212 172V174H211L212 177H210L211 175H209L210 174ZM242 171H244V170H242ZM242 171H240L241 175L244 173ZM129 172H131V173H129ZM167 172H170V173H167ZM10 173H11V175H10ZM16 173H17V175H16ZM247 173H249V171ZM18 174H20L21 177ZM167 174H168V177H167ZM170 175L172 176L171 178H170ZM133 176H135V177H133ZM136 176L137 177L139 176V177L137 178ZM199 176H201V177H199ZM8 177H10L12 179H9ZM15 177H16V179H15ZM117 177L120 179V181H118V183L121 182V183H119V190L121 191V193L125 194V196L120 193V197H121L122 200L120 199L119 202L121 201V204H122V201H123V204L122 205L120 204V207L122 209L119 208V209H121V212L119 211L120 212L119 213L120 214V217L115 222L116 224L114 223V226L115 227H113V225L112 226L110 225V220L109 219H105L107 217L104 218V216H102L101 214H98V213L99 212L100 213H103L106 216L105 209L104 208H106V210H107V208H108L107 206H109V205H107V202H109V201L111 202L110 196L108 198L109 200L107 199L108 195L111 194L109 192L110 191L109 189H111L112 191L114 190L113 185L115 183H117V181L115 180V183H114L113 179H117L118 180ZM126 177H129V178H126ZM161 177L163 179H161ZM196 177L197 178L199 177L198 178V181L196 179H194ZM70 178L71 179L73 178V179L70 180ZM135 178L139 182L137 180H136V182H133V181H135ZM75 179H76V181H75ZM123 179L125 180V182L122 181ZM199 179H202V180L199 181ZM6 180H8V182ZM11 180H13V181H11ZM78 180H80V181H78ZM129 180L130 181L133 180V181L130 183ZM218 180H219V178H218ZM126 181L129 182V183H127ZM194 181H196V182H194ZM208 181H210V182H208ZM197 182H199V183H197ZM9 183H10L11 186H12V184L14 185L13 186L14 189L10 185H8ZM109 183H110V185H108ZM125 183L126 184H130V185H127L126 186ZM134 183L135 184L137 183L136 186L138 188H136L135 185H132ZM175 183H176V185H175ZM231 183L233 185H235V186H233ZM57 184H59L58 185L59 187L57 186ZM68 184H69V186H68ZM167 185H168V187L170 186L169 188L172 187L171 185H175L176 187L174 186L170 190H168ZM204 185H205V187H203ZM133 186H135L134 189L132 188ZM108 187H109V189H108ZM128 187H130V188H128ZM150 188H151V190H150ZM178 188H179V190L181 189L180 187H178ZM11 189H13V190H11ZM54 189H56V190H54ZM130 189H131V192L133 190H135V193L137 191L138 192L136 194L130 193ZM144 189H147V190L145 191ZM224 189H227V190H224ZM3 190H5V191H3ZM6 190H8V191H6ZM102 190H103V192H101ZM127 190H128V192H127ZM143 190H144L145 193H141V192H143ZM139 191H141V192H139ZM239 191H240V194H239ZM3 192H5V194L7 192L6 196H5V194H3ZM69 192L70 193L72 192V194H71L72 197L68 199V197H70V195H69L70 193ZM147 192H149L150 194L148 193V195H147L146 194ZM46 193H48V194H46ZM81 193H82V195H81ZM139 193H141V194H139ZM241 193H243V194H241ZM44 194L47 196V202H50V201H54L55 202V199H56V202H57L56 203L57 205H55V203L53 202L54 203L53 205H55V207H56L55 208L56 211H54V208H53L54 206L52 205V202L47 204L48 209L45 208V211H44L46 214L43 212V214L45 216L47 215V217H45L44 215H42V209H41V207L39 205V202H40L39 200L40 199L42 200V198L45 196ZM53 194H56V196L59 197V200L60 201L57 200L58 198L55 197V195H53ZM84 194H85V196H84ZM101 194L103 195L102 197H103V199L105 201V204H104V201H102V199H100L101 198L100 197ZM176 194H178V195H176ZM9 195L10 196L13 195V197H15V198H16V195H18V197H17L16 200L15 199L13 200L12 197H10ZM87 195H88V193H87ZM121 195L124 196V197H122ZM166 196H168V197H166ZM192 196H193V198H192ZM4 197L6 199L9 197L10 199L9 198L8 199H9L10 202L8 201V199L6 200ZM141 197H143V198H141ZM130 198H131V200H130ZM176 198H178V199H176ZM242 198H243V201L241 202ZM4 199L6 201H8L9 203H11V201L13 200L12 203H11L12 204L11 206L12 207L14 206L13 207L14 209H12V207L10 206V204L8 202H7V204H5L6 201ZM138 199H139V201L141 203H142V201H144V200L145 201L141 204L140 202H138ZM4 201H5V203H4ZM153 201H154V203H158V205L155 204L156 205L155 206L154 203H153ZM160 201H162V202H160ZM14 202H15V205L13 204ZM170 202L171 203L175 202L172 205L177 208V210L174 211V215H172L173 216V219H174L173 221H171V219H170L171 218L170 217V214L171 213L169 212L170 210L169 211L167 210L168 207L171 205ZM181 202H183V203H181ZM3 203H4V205H3ZM58 203H60V204H58ZM102 203L104 204V207L102 206ZM168 203L170 205H168ZM180 203H181V205H180ZM239 203H241V204H239ZM8 204L11 207L10 209H8L9 207L8 208L5 207ZM61 204H62V207H61ZM134 204L137 207L139 205V207H138L139 209L135 206L134 210L133 209L131 210L130 207H131V205L133 207ZM140 204L142 205V207H141ZM18 205H19V208H17ZM100 205H101V207H100ZM111 205L112 204H110V206ZM151 205L153 206V209L152 208H149V207H151ZM49 206H50V208L52 207L50 210H49ZM124 206H127V207H124ZM57 207H60V208H57ZM89 207L90 208H92V207L95 208L96 207L95 208V211H94V208L90 209ZM175 207H173V208L176 209ZM242 207H244L245 209L242 208ZM99 208H101V209L103 208L102 209L103 212L99 211L100 210ZM127 208H128V210H127ZM189 208H190V210H189ZM62 209H64L65 211H62ZM66 209H68V210H66ZM89 209H90V211L94 212V214H92V212H88ZM145 209H146L147 212L144 211ZM151 209H152V211H150ZM139 210H140V212H139ZM148 210L151 213H149ZM96 211H98V212H96ZM6 212H7V214H6ZM8 212L10 213V215H8ZM13 212H15V213H13ZM141 212L142 213L145 212V213H149V214H148V216L145 213L144 214H141L142 216L138 215V213L140 214ZM183 212H185V213H183ZM52 213L55 214V215L53 214L54 215V218H53ZM56 213H58L62 217H60ZM89 213H90V215H89ZM122 213H123V215H122ZM128 213H130V216L129 217H128V215H129ZM4 215L6 217H3ZM56 215H58V216H56ZM93 215H94V217L92 218ZM98 215H101V216L98 217ZM136 215L138 217H136ZM150 215L152 217H150ZM90 216H91V218L89 220L88 217H90ZM95 216H96V218H95ZM134 216L137 219H135ZM43 217L46 218V219L44 220ZM97 217L98 218H103V221H101L102 219H100V220L98 219V221H100L101 223L98 222L97 221ZM242 217H244V219ZM8 218L9 219L11 218L12 222H13V219H14V222L13 223L10 222L11 220L9 221ZM94 218L96 220H94ZM148 218H149V220H148ZM61 219H62V221H61ZM47 220H48V222L50 224L47 222ZM78 220H79V218H78ZM132 220H134V222ZM51 221H52V223H51ZM131 221L133 222V224H132ZM242 221H244V224H242L243 223ZM171 222L173 223V225H172ZM6 223H8V225ZM9 223H11L12 224V227H15L16 229L15 228H11V224L9 225ZM130 223L132 225H130ZM190 223L192 224V226H191ZM239 223L242 224L241 226L243 228L240 226ZM252 223H254V224H252ZM61 224H63L65 227L64 226H61ZM92 224H93V226H92ZM5 225H7L9 228L7 227V229H6ZM59 225H60V228H59ZM244 225H246L245 226L246 228H244ZM97 226L100 228V230H99V228ZM108 226H111L113 228L110 229ZM136 226H138V227H136ZM103 227L104 228L107 227L108 229L107 228L104 229ZM102 228L104 229V231H103ZM8 229H9V231H8ZM14 229L16 230L17 233L14 231ZM54 229H56V230H54ZM238 229L241 230V231L243 230L245 232L244 235H243L242 234L243 231H242V233L240 231V233L243 236V237L241 236L242 238L240 237V235H239V237L237 235V233L239 234ZM93 230H94V232H93ZM3 231H5V232H3ZM10 231H11V233L13 231V233L12 234H9ZM6 232L8 234H6ZM14 232L16 234H18V235H16ZM101 232H102L103 235L100 234ZM86 234H88L87 235L88 237L86 236ZM95 234H97V235H99V237H101L100 240L98 239L97 236H95ZM113 234H115L114 235L115 238L113 237ZM92 235H94V236H92ZM100 235H102V236H100ZM15 236L17 237V239H16ZM166 236L169 237V238L167 237L168 240L166 239ZM18 237L21 238L22 240L21 239L19 240ZM105 237H106V239H105ZM12 239H14V240H12ZM97 239L100 241L99 243L98 242L96 243V241H98ZM101 239H102V242H101ZM122 240H123V242H122ZM18 241H20V242H18ZM77 241H78V243H77ZM24 242H26V244ZM22 243H23V245H22ZM77 244H78V246H76ZM121 244H123V245H121ZM15 245H16V247L20 245L19 246L20 248L18 250V247L17 248L15 247V251H14L15 254H14V253H12L13 250H11V249ZM93 245H94L95 248L93 247ZM117 245H119L121 247L120 248H117V247H119ZM144 245L147 246L148 248L146 249V247ZM232 246H233V248L231 249ZM97 247H98V250H97V253H96ZM57 248H58V246H57ZM77 248H80V249H77ZM107 248H109V249H107ZM111 248L113 250H111ZM226 248H227V250H226ZM228 248H229V250H228ZM119 249H120V251H119ZM224 250H226V251H224ZM93 251H95L96 254H94ZM21 252H23V253H21ZM135 252H137V253H135ZM109 253H112V254H109ZM148 253L150 255H148ZM91 254L92 255L94 254V255L91 256ZM99 254H101V256H99ZM124 254H125V256H122ZM95 255H97V258H95ZM134 255L137 256V258ZM18 256L19 257L21 256V257L19 258ZM107 256H108L109 259H107ZM109 256H111V257H109ZM130 256L131 257L134 256L135 258L134 257L131 258ZM99 257H100V259H99ZM125 257L127 259H125ZM6 258L1 259L0 260V264H2V263L3 264H6L7 262H10V261H6ZM45 259H47L48 261H46ZM91 259H93V260H91ZM14 261H15V263H14ZM65 261H66V263H65ZM12 262H10L9 264H12Z\"/></svg>",
    "mask_w": 264,
    "mask_h": 264
}]
</instances>
